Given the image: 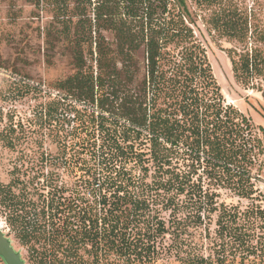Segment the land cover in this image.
<instances>
[{
	"label": "trees",
	"instance_id": "16d2710c",
	"mask_svg": "<svg viewBox=\"0 0 264 264\" xmlns=\"http://www.w3.org/2000/svg\"><path fill=\"white\" fill-rule=\"evenodd\" d=\"M28 1L36 8H50L52 20L62 27L57 33L68 41L76 72L59 83V90L65 99L91 106L81 150L82 184L88 196L85 205L63 223H56L53 232L49 229L55 225L44 212L32 220L33 225L21 214L12 212L7 217L19 242L39 245L33 247L35 260L67 264L59 259L60 249L62 256L75 257L89 246L87 251L96 264L111 256L129 264L156 261L157 239L169 233L162 220L149 217L150 232H144L139 240L127 233L134 213L146 205L136 196L138 178L132 174L136 166L147 174L142 162L146 153L128 142L141 137L149 142L147 155L159 167L154 170L160 175V187L166 193L184 196L178 203L174 196L168 198L174 213L187 214L181 222L174 218L173 231L182 233L188 225L196 227L205 215L218 213V232L230 236L215 254L218 264L226 263L229 254L242 259L261 254L264 242L251 244L253 234L244 220V225L239 223L242 216L237 209L213 206L210 195L189 173L170 168L167 155L161 152L182 148L207 178L222 182L240 198H251L256 191L252 180L257 175L264 179V128L255 127L234 107L224 104L205 51L185 23L193 20L180 17L182 12L186 14V0H172L179 12L167 20L163 17L170 15L169 0ZM210 25L220 36L242 46L245 43L247 24L236 14L225 18L219 13ZM104 33H110L113 41ZM228 56L237 82L249 84L261 73L262 60L256 48L229 50ZM10 185H0V197L8 192L14 201ZM235 231L239 232L233 234ZM182 261L210 262L190 255Z\"/></svg>",
	"mask_w": 264,
	"mask_h": 264
},
{
	"label": "rangeland",
	"instance_id": "374dc122",
	"mask_svg": "<svg viewBox=\"0 0 264 264\" xmlns=\"http://www.w3.org/2000/svg\"><path fill=\"white\" fill-rule=\"evenodd\" d=\"M173 3L169 0L170 15L163 19L179 12ZM186 7V14L182 12L180 17L193 20L191 24L185 23L205 51L224 104L234 107L255 127L264 128V0H186ZM219 13L225 18L236 14L247 24L243 46L213 31L210 22ZM88 15L93 17L91 11ZM61 29L52 20L50 8H36L28 0H0V185L11 184V192L16 196L14 201L10 200L8 192L0 197V230L20 252L25 264H39L33 254V247L39 245L19 242L7 224L9 214H21L31 224L44 212L50 216L49 222L55 225L49 229L53 232L56 223H63L66 217L84 206L88 198L82 184L84 154L81 150L91 106L76 103L69 97L65 99V93L58 88L61 81L76 72L68 41L57 33ZM104 36L109 42L113 41L110 33H104ZM253 48L261 56V73L249 84H242L233 76L228 51ZM139 60L142 62L141 54ZM88 63H91L90 57ZM118 128L123 136L122 126ZM128 142L146 153L142 162L148 172L145 175L141 166L132 168V174L138 178L136 196L146 205L134 213L127 233L139 240V236L150 232L149 217L155 215L165 223L169 233L158 237V257L152 264H185L182 260L188 255L209 258L208 264H218L215 254L230 239L229 235L218 232L215 224L218 213L205 215L196 227L188 225L182 233L173 231L171 223L174 218L181 222L187 214L174 213L170 207L173 202L168 198L174 196V202L178 203L184 196L166 193L160 187V175L154 170L159 167L153 165L147 155L150 147L144 137ZM161 152L167 155L170 168L189 173L191 180L210 195L213 206L236 208L242 216L239 223L246 224L248 232L253 234L251 244H263L262 174L257 175L255 169L251 170L259 176L252 180L256 191L251 198H240L222 182L207 178L201 166L194 162V157L182 148H167ZM87 250L89 246L75 257H64L60 249L58 256L67 264H96ZM259 251L261 254L258 252V255L244 259L229 254L224 264H264V247ZM0 264H4L1 259ZM102 264L129 263L111 256L103 259Z\"/></svg>",
	"mask_w": 264,
	"mask_h": 264
},
{
	"label": "water",
	"instance_id": "95a60500",
	"mask_svg": "<svg viewBox=\"0 0 264 264\" xmlns=\"http://www.w3.org/2000/svg\"><path fill=\"white\" fill-rule=\"evenodd\" d=\"M0 259L4 264H25L19 251H16L12 242L0 230Z\"/></svg>",
	"mask_w": 264,
	"mask_h": 264
}]
</instances>
